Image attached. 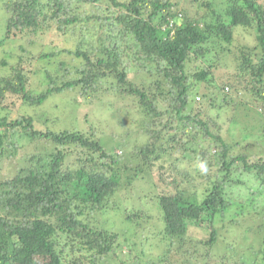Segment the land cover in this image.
Here are the masks:
<instances>
[{"label":"trees","instance_id":"trees-1","mask_svg":"<svg viewBox=\"0 0 264 264\" xmlns=\"http://www.w3.org/2000/svg\"><path fill=\"white\" fill-rule=\"evenodd\" d=\"M173 7L170 0H8L4 4L0 46L11 36L29 29L49 30L55 24L70 38L71 48L63 52L78 60L79 66L72 72L61 62L63 79L45 71L41 91H28L25 77L18 72L0 79V108L7 93L21 96L29 106L40 107L49 95L66 90H78L83 102L95 105L119 86L138 98L146 116L159 118L157 110L161 107L157 97L151 96V87L137 88L130 82L132 72L142 73L160 80L155 83L157 89L167 86L170 114L184 123L183 128L198 127L209 144H191L192 148H201L199 154L197 149L191 151L200 162L190 164L191 169L183 174L173 169L179 179L163 167L167 162L163 158L176 154L169 145L177 142L175 137L163 142V150L157 146L158 136L150 137L138 152L149 165L163 160L159 182L173 186V192L157 196L156 227L160 229L153 239H159L163 247L154 261V245L142 230L143 222L150 219L148 214L123 210L122 221L133 225V230L120 229L125 232L122 241L108 216L105 224L97 218L107 213L122 187L123 169H117L120 157L114 151L106 150L84 126L53 132L43 128L49 119L39 129L35 121L40 116L27 114L8 120L0 112V264H168L170 252L181 248L189 259H197L183 264H212L213 250L219 241H228L226 234L242 226L238 221L241 216L264 214V158L249 163L247 155L231 156L238 142L231 148L219 133H211L203 121L207 113L192 98L195 91L208 108L217 111V119L223 117L221 113L227 114L223 108H232L241 118L238 110L245 103L240 100L243 93L252 98L247 104L256 101L264 109L262 0H207L198 7L202 14L192 15L185 10L178 13ZM251 38L253 43L247 42ZM209 44L218 47V55L225 51L232 58L238 69V87L210 82L215 66L198 64L209 55ZM1 65L5 67L7 62ZM247 73L252 78L245 85L250 86L239 80V75ZM190 98L194 100L192 105ZM234 120L232 123H237L236 117ZM23 138L38 143V149L23 153ZM182 144L185 147L188 142ZM206 155L212 156L211 162ZM23 157L21 167L14 165ZM97 161L102 163L98 165ZM6 163H12L9 166L14 169L5 170ZM135 172L134 178L138 167ZM246 174L254 178V183L245 188L249 195L243 190ZM182 183L188 187L181 189ZM113 204L118 208L115 201ZM247 227L249 232L251 228ZM259 230L257 250L251 244L252 254L237 259L228 254L218 264H264V225ZM124 246L134 254L130 263L120 258L119 248ZM145 258L148 260L143 261Z\"/></svg>","mask_w":264,"mask_h":264},{"label":"rangeland","instance_id":"rangeland-1","mask_svg":"<svg viewBox=\"0 0 264 264\" xmlns=\"http://www.w3.org/2000/svg\"><path fill=\"white\" fill-rule=\"evenodd\" d=\"M7 1L8 0L0 2V38L4 33V21L6 17L4 4ZM170 1L177 7L172 8L176 12L179 13L185 10L188 14L192 15L194 12L201 13L202 9H198V7L207 0ZM262 5L264 7V0H262ZM86 7H88V5H86ZM11 37L12 38L6 41L3 46H0V79L12 77L13 73L18 72L25 77L28 91H41L43 89L42 82L45 71H49L53 76L55 74L57 77H61L63 74L61 62L64 63L63 67H65L66 70L72 72L76 66H79L78 60H74L72 55L63 52L71 48L70 38L68 34H63L62 31H59L55 24L50 25L49 30L29 29L15 37ZM247 42L253 43L252 38L251 40L247 39ZM207 48L209 55L203 61L198 62V64L201 65L200 67L208 65L215 66V69L213 68L215 70L214 78L210 82L232 85L230 87L232 89L238 87L236 78L238 76V69H236V64H233L232 58L226 55L225 51H222L221 54L218 55V47L214 48L212 44H209ZM44 55L50 56L48 58H43ZM2 61L7 62L5 67L1 65ZM132 73L130 77L132 85L137 88L144 86L149 90L151 87L152 92L155 93L153 94L150 91L152 94L151 96L154 95L157 97V105L161 107V110H157V112L160 113L159 118L146 116L138 103V98L122 91L119 86L103 95L102 102L89 106L82 101L83 98L80 96L78 90H66L61 93L49 95L40 107L29 106L28 103L22 100L21 96L7 93L1 102L0 112L1 115L6 116L8 120H13L27 114L34 117L40 116V118L36 119L39 122L35 121L39 129L44 126L43 122L49 119L43 128L53 132L79 130V128L84 126L85 131L93 132L96 135V138L106 150L114 151L115 154L120 157L117 169H123V171L120 172L123 178L122 187L112 199L107 213H102L98 215L97 218L100 223L102 222L105 224V217L108 216L111 225L114 224L113 226L119 229L117 233L120 234V241H122L121 234L125 232L120 229H129L130 232L133 230V225L125 224L122 221L124 218L123 210L125 208L129 210L133 209V212H145L148 214L150 219L147 222H143L142 230H144L145 236L152 241L151 244L154 245L155 251L151 255V259L155 261L159 257L161 247H163L159 239H153L156 230L160 229V227H156L158 225L159 213L157 196L162 192H173L172 185L167 183L163 184L162 181L159 182V165L162 164L163 160H167V162L163 163L165 171L170 174L172 173L176 179H179V174H175L173 169L183 174L191 169L190 164L200 162L198 157L194 159L195 155H193L191 151L197 149V153L199 154L201 148L197 146L192 148L191 144L200 143L202 146L204 145L207 147L209 141L203 137L204 134L198 127L195 130L190 129L194 127L183 128L184 123L177 121L178 119L170 114L172 112L166 105V103L170 101V98H165L167 86L165 87L163 84L162 89H157L155 83L160 80L156 77L142 73H139V75L134 74L136 72ZM70 75L72 76L73 74ZM239 76V80L243 82L244 86H250L249 83L245 85V83L252 78L249 73ZM63 77L64 76L61 78L63 79ZM200 87L202 89V86ZM194 93L195 91H192V98L195 100V103H201L200 106L202 107V109H197L207 113L206 117L202 119L208 123L210 132L214 135L219 133L221 138L231 148L238 142L232 150L231 156L234 155L236 157L238 154L247 155L249 158L247 161L249 163H254L264 158V109L260 108L259 102L255 101L251 104H247L246 102L252 101V98L247 97L249 93H243L240 100L245 103H241L238 110V113H240L242 117L240 118L239 115H235L232 108H223V111L226 110L227 114L221 113L223 117L217 119V111L208 108L205 104L206 102L204 103L200 100V97ZM192 98H190L191 102H189L191 105L194 103ZM236 102L240 101L237 100ZM216 105H218V103ZM216 110L218 109L216 108ZM183 114L186 113L183 112ZM171 116H174L176 119L172 121ZM235 117L237 123L234 122L233 124L232 120L235 121ZM200 118L201 115L198 119ZM59 119L61 121H59ZM175 126H177V129L171 130V127ZM218 129L220 131H218ZM153 136H158L157 146L159 150L165 148L163 142L166 141L169 136L177 139L176 143L169 144L173 145L176 154L164 157L158 165H149L142 159L140 154L138 155L141 147L146 146L150 141V137ZM249 136L250 138L243 139V137ZM193 137H196V139L193 140ZM22 141L21 144H26L23 153H32L38 149L36 148L38 143H30L28 138H23ZM183 141L188 142L185 147L182 144ZM185 149L186 151L184 152ZM95 156L97 157L98 155L96 154ZM206 156V160L211 162L212 156ZM22 161L14 163V165L17 164V166L21 167L24 163V157ZM100 163L102 162L97 161L98 165H100ZM9 164L13 165L12 163H6L5 170L10 171V169H14V166H9ZM137 167L139 168V173L137 177L134 178V174L136 173L135 169ZM167 180H170V178H167ZM243 180L245 182L243 190L245 194L249 195L250 192L245 188L247 185L254 183V178L252 175L246 174ZM179 185H181V189L188 187L184 183ZM190 192H192V189ZM113 201L118 205V208L114 209V204L112 205ZM244 211L246 213L247 209ZM232 212L233 209L229 211L228 215L232 214ZM238 221H241L242 226L232 233L226 234L225 237H228V241H219L218 246L213 250L211 255L212 258H210L212 264H218L219 259L226 258L228 254H231L234 259H237L239 256L243 258V255H249V253L252 254L253 249L250 248L251 244H253L256 250L258 249L259 238H257L256 232L260 231L259 226L264 225V214L248 213V215L241 216ZM247 226L251 228L249 232H246ZM129 230L126 232L127 235L130 233ZM126 234L125 236H127ZM241 237H243V240H241ZM253 238H256V241L252 242ZM226 247L230 248L228 252ZM119 249L122 251L120 258L130 263L134 255L130 248L124 246ZM182 251V248L179 250L173 249L170 252L168 264H183L186 261L195 262L197 260L195 259V261H193L189 259ZM200 251L203 252V248H201ZM258 256L259 255H257V257ZM198 259L200 260V257H198ZM249 259L251 260L252 258ZM145 260H148V258H145L143 261Z\"/></svg>","mask_w":264,"mask_h":264},{"label":"clouds","instance_id":"clouds-1","mask_svg":"<svg viewBox=\"0 0 264 264\" xmlns=\"http://www.w3.org/2000/svg\"><path fill=\"white\" fill-rule=\"evenodd\" d=\"M200 167L203 169V168H204V165H203V164H201V165H200Z\"/></svg>","mask_w":264,"mask_h":264}]
</instances>
